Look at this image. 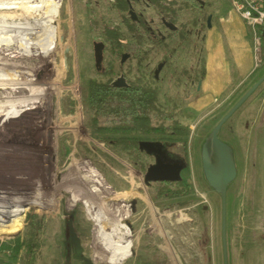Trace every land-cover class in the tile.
<instances>
[{
	"label": "rangeland",
	"instance_id": "obj_1",
	"mask_svg": "<svg viewBox=\"0 0 264 264\" xmlns=\"http://www.w3.org/2000/svg\"><path fill=\"white\" fill-rule=\"evenodd\" d=\"M44 1L48 6L56 2L59 8L49 28L26 8L0 9V27L7 29L0 36V72L6 80L19 73L29 77L35 91L30 103L0 101V205L12 202L26 208L21 225L0 230V237L9 241L0 244V259L8 261L13 245L24 237L29 217L41 225L40 251L33 255V264H65V219L73 214L70 232L80 226L76 234L94 264H224L221 197L205 180L201 149L216 124L253 85L238 86L195 109L199 96L183 78L151 82L160 87L164 103L172 108L169 99L177 101L179 119L191 128L187 168L182 171L189 192L180 198H157L161 183L146 184V171L139 165L152 164L153 158L143 152L129 160L114 151L111 143L92 135L83 111L84 77L110 79L112 85L120 77L128 82V62L121 64V55L128 52L126 18L110 0ZM144 7L138 4L136 10ZM198 12L199 8L184 11L180 22L191 23ZM143 13L153 20L154 29L161 27L150 8ZM107 30L122 32L119 57L106 41ZM191 38L193 44L173 57L179 69L197 68L196 37ZM95 42L104 43L100 70ZM168 42L180 44L178 38ZM150 45L144 46L152 69L168 51H151ZM134 69L132 77L139 73ZM219 138L232 148L237 167L227 193L228 264H264V82L222 126ZM170 151L181 153L178 147ZM183 200L186 203L180 205Z\"/></svg>",
	"mask_w": 264,
	"mask_h": 264
},
{
	"label": "trees",
	"instance_id": "obj_2",
	"mask_svg": "<svg viewBox=\"0 0 264 264\" xmlns=\"http://www.w3.org/2000/svg\"><path fill=\"white\" fill-rule=\"evenodd\" d=\"M264 4V0H261ZM150 8L157 17H163L167 22L178 25V30L170 32L166 39L161 38L155 32L151 24L145 23V16L139 18V21H132L127 18L125 12L129 9V4L125 0H117L113 6L121 12L126 19L124 22L128 28V37L130 38L132 51L138 57L139 73L131 76L128 74L126 86L116 87L112 85L111 80L103 81L84 77L82 79V105L86 115V126L92 135L96 136L103 142L111 143V148L122 154L129 160L140 158L143 152L139 149L140 141H160L167 142L174 147L180 148L181 153H175L176 156H183L187 160L189 154V137L191 128L184 124L178 117L175 109L177 101L169 99L174 106L164 103L160 96V87L147 81L141 67L144 65L143 59L139 58L142 53V46L145 44H170L168 40L178 41L182 45L193 44L187 30L191 27L195 30L204 32L207 29V18L211 14V2L202 0H148ZM199 8L198 14L192 19L191 23L180 22L183 18L184 11ZM196 37L194 51L197 53V68L192 72L188 66L178 68L175 66L173 72L177 80L191 74L196 83L202 81L206 75V51L205 41ZM123 35L121 31L107 30L105 34L106 41L112 45V52L115 57L121 54V42ZM200 48V49H199ZM262 64H264V45H262ZM113 64L110 70L113 72ZM110 71V72H111ZM181 83L177 86L179 87ZM74 110H71V112ZM103 121H101L102 119ZM140 169L146 171L150 163L142 161ZM161 187L157 189V198H180L186 196L189 192V185L183 180L179 182H160ZM176 185L175 189H171ZM186 200L179 204L183 205ZM167 207V205L165 206ZM77 224L79 223L76 220ZM41 229L40 223H35L31 218L25 219L24 237L16 242L8 261L0 259V264H33V255L40 251V242L38 232ZM79 225H75L71 232V253L73 258L71 264H83L81 254L86 252L82 244ZM89 232V226L87 227ZM84 234L83 232L81 233ZM0 237V244H8L9 241ZM18 239V238H17ZM15 239V241L17 240ZM65 233L62 245L65 248ZM8 246V245H4ZM12 247V248H13ZM67 259L66 248L63 253ZM70 258V259H71Z\"/></svg>",
	"mask_w": 264,
	"mask_h": 264
},
{
	"label": "crops",
	"instance_id": "obj_3",
	"mask_svg": "<svg viewBox=\"0 0 264 264\" xmlns=\"http://www.w3.org/2000/svg\"><path fill=\"white\" fill-rule=\"evenodd\" d=\"M211 2L212 26L204 32L206 75L197 90L195 109H202L240 86L250 88L264 74V64L255 69L253 36L235 12L231 0Z\"/></svg>",
	"mask_w": 264,
	"mask_h": 264
},
{
	"label": "water",
	"instance_id": "obj_4",
	"mask_svg": "<svg viewBox=\"0 0 264 264\" xmlns=\"http://www.w3.org/2000/svg\"><path fill=\"white\" fill-rule=\"evenodd\" d=\"M129 14L132 19L137 15L130 6ZM212 26V15L207 18V28ZM104 43H94L95 65L98 70L102 67ZM127 54L122 56V62L127 58ZM264 82L262 77L236 102V104L221 118L213 130L210 132L201 149V163L205 180L210 187L215 189L221 197L222 203V245L224 254V264H228L227 251V191L228 186L237 176V167L232 148L219 138V132L227 120L244 104V102L257 90ZM116 87L126 86L123 77L113 83ZM202 81L198 82L200 89ZM139 149L148 156L154 158L144 174L146 184L152 182H179L182 180V171L187 168L184 158L176 156L168 151L167 143L160 141H140ZM213 156V159H212Z\"/></svg>",
	"mask_w": 264,
	"mask_h": 264
},
{
	"label": "flooded vegetation",
	"instance_id": "obj_5",
	"mask_svg": "<svg viewBox=\"0 0 264 264\" xmlns=\"http://www.w3.org/2000/svg\"><path fill=\"white\" fill-rule=\"evenodd\" d=\"M111 2L115 3L117 0H110ZM127 4H129V9L127 10V14L126 17L130 18L132 21H139V18L144 17V13L143 11L146 10L148 8V0H125ZM141 4V5H145L146 7L143 8V11H137L136 10V5ZM130 6H132L133 11L136 13L137 18L136 19H132V15L129 14V10H130ZM159 20H157V23H159V25H161V27L163 28L164 31H161L159 28L153 29V31L151 30L152 33H156L157 35H159L161 38L166 39L167 35L170 32H175L178 30V25H173L169 22H167L163 17H158ZM146 24H152L153 20L148 21L147 19L145 20ZM187 32L190 35H195L198 32V37H201L202 39H204V35L201 33V31L195 30V29H188ZM130 42V38L128 37V52H125L121 55V64H124L126 62H128V74H132L134 73L133 71L135 70L134 68H139L137 63H138V57L134 54V52L132 51V47L133 45H131ZM94 46V45H93ZM151 51H168L166 52L167 54H164V58L162 60H160L155 67H153L152 69H150L148 58H149V49H147L145 46H142V53L139 55V58L143 59V67H141V72L144 76V78L149 81H155V82H160V81H164L165 79H174L175 81H178L175 73L173 72V70L175 69V65H176V61L173 60V57L175 55H177V53L180 51V49H184L185 45H171V44H158V45H154L151 44ZM124 54H127V58L124 62H122V56ZM134 62L133 65H131V63ZM137 70V69H136ZM189 70L192 72L194 70L193 67H189ZM139 72V71H138ZM137 72V73H138ZM183 79L185 80L186 83H188L189 85H192L195 87V90H198V83L195 82V80L193 79L191 74H188L186 76L183 77ZM186 98H189V94L186 95ZM163 143H167V142H163ZM168 146V151H170V147L172 148V145L170 143H167ZM173 153V152H171ZM213 159V156H212ZM154 161V158H153ZM208 184V183H207ZM209 185V184H208ZM231 185V184H230ZM230 185L228 186V189L230 187ZM211 189L216 192L218 195H220L215 189H213L211 187ZM228 193V191H227ZM135 204L132 203V211H135ZM74 221V215H70L68 218L65 219V248H66V252H67V259L65 260V264H71L72 263V253H71V241H72V237H71V228H72V224ZM199 245H201V242L199 241ZM81 260L83 264H94L90 261V259L88 257H86V255L84 253H82L81 255ZM71 258V259H70Z\"/></svg>",
	"mask_w": 264,
	"mask_h": 264
},
{
	"label": "bare ground",
	"instance_id": "obj_6",
	"mask_svg": "<svg viewBox=\"0 0 264 264\" xmlns=\"http://www.w3.org/2000/svg\"><path fill=\"white\" fill-rule=\"evenodd\" d=\"M44 2V0H0V9H10L15 7L26 8L27 10H31L35 14L34 17L37 21L43 22V24L49 28L53 25L55 16L59 12V8L56 2L51 3V5L49 6L48 4H46V2ZM47 6L48 9H46ZM6 31L7 29H5L4 27H0V36ZM22 75L23 74L19 73V75L9 77V80H6L4 78L5 73L0 72V84H4L5 86H7L6 88L0 87L1 105H6V103H10L11 101L13 102L12 104L15 105H21L23 103H30L31 101H34L31 98L32 96H35V91L31 79L29 77L23 78ZM21 90L26 91L22 92ZM25 209L26 208H20L18 204L12 202L0 205V230H10L21 225L25 214ZM121 247L122 246H120V248Z\"/></svg>",
	"mask_w": 264,
	"mask_h": 264
},
{
	"label": "built area",
	"instance_id": "obj_7",
	"mask_svg": "<svg viewBox=\"0 0 264 264\" xmlns=\"http://www.w3.org/2000/svg\"><path fill=\"white\" fill-rule=\"evenodd\" d=\"M235 12L250 28L255 50V69L262 65L264 45V4L261 0H231Z\"/></svg>",
	"mask_w": 264,
	"mask_h": 264
}]
</instances>
